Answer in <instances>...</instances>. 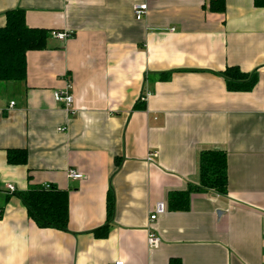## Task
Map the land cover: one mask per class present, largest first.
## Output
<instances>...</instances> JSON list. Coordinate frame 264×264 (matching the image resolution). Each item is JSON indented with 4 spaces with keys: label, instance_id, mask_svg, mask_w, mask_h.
<instances>
[{
    "label": "crops",
    "instance_id": "crops-1",
    "mask_svg": "<svg viewBox=\"0 0 264 264\" xmlns=\"http://www.w3.org/2000/svg\"><path fill=\"white\" fill-rule=\"evenodd\" d=\"M224 1L216 13L210 0H149L136 21L137 0H0V27L20 10L50 31L26 54L25 81L0 85V264H263L264 9ZM231 67L256 74L251 92L227 91ZM67 79L72 113L53 97ZM8 150L26 163L9 165ZM208 150L226 153L227 194L194 193L170 212ZM44 185L68 193L66 231L38 228L17 196ZM158 203L167 211L150 222Z\"/></svg>",
    "mask_w": 264,
    "mask_h": 264
},
{
    "label": "trees",
    "instance_id": "trees-1",
    "mask_svg": "<svg viewBox=\"0 0 264 264\" xmlns=\"http://www.w3.org/2000/svg\"><path fill=\"white\" fill-rule=\"evenodd\" d=\"M256 8L264 9V0H253ZM209 10L223 13L224 0H210ZM5 25L0 27V85L20 84L26 79V54L31 51L46 49L50 31L28 28L23 11L16 10L6 14ZM230 93H249L257 82L255 73L245 74L236 67L225 69L220 73ZM27 160L26 151L8 150L6 161L9 165H24ZM116 165L119 162L116 161ZM227 157L218 150L201 152L198 163V185L189 186L185 192L170 193L167 206L170 212H186L189 210L191 194L213 192L219 196L227 194ZM24 204L30 220L40 229L66 231L68 223V193L50 186L30 189L17 194ZM106 224L93 231L96 237H106L107 225L114 212V196L111 190L107 194ZM264 264V244H263Z\"/></svg>",
    "mask_w": 264,
    "mask_h": 264
},
{
    "label": "built area",
    "instance_id": "built-area-1",
    "mask_svg": "<svg viewBox=\"0 0 264 264\" xmlns=\"http://www.w3.org/2000/svg\"><path fill=\"white\" fill-rule=\"evenodd\" d=\"M148 2L149 0H137V2L133 5L132 11H133V16L136 21H141L144 19L148 12ZM70 35L67 34L66 32H58L53 34V38L56 40L63 42L67 38H69ZM71 88L70 81L67 79V85L65 89L57 90L54 92V101L62 106V108L67 112V113H72L73 112V97L69 93V90ZM14 107V102H10L8 105V109H12ZM64 128H59L58 132H64ZM67 177L70 180L73 181H78L82 180L83 176L76 171L73 170H68L67 172ZM44 189L48 190L50 188V185H44ZM6 190L8 193H15V188L12 185H6ZM166 206L164 203H158L154 206L150 216H149V221L153 222L156 221L160 216L164 215L166 213ZM147 243L149 248H157L159 246V239L154 235V234H148L147 238ZM115 264H124L122 261L116 262Z\"/></svg>",
    "mask_w": 264,
    "mask_h": 264
},
{
    "label": "rangeland",
    "instance_id": "rangeland-1",
    "mask_svg": "<svg viewBox=\"0 0 264 264\" xmlns=\"http://www.w3.org/2000/svg\"><path fill=\"white\" fill-rule=\"evenodd\" d=\"M13 84V83H12ZM9 92H11L12 93V90L11 91H9Z\"/></svg>",
    "mask_w": 264,
    "mask_h": 264
}]
</instances>
